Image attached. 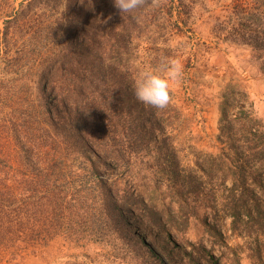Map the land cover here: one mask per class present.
<instances>
[{"label": "rangeland", "instance_id": "1", "mask_svg": "<svg viewBox=\"0 0 264 264\" xmlns=\"http://www.w3.org/2000/svg\"><path fill=\"white\" fill-rule=\"evenodd\" d=\"M247 1L257 4L255 0H183L180 16L178 0H143L125 13L114 0H0V148L13 169L24 167L27 173L19 179L33 184L37 196L44 195L34 181L42 179L37 173L48 162L55 163L52 181L67 201L64 209L56 210L62 216L55 220L58 234L14 251L0 248V264H204L203 259L210 257L219 264H264V245L262 254L253 250L251 238L232 232L231 219L220 224L228 246L208 236V211L203 208L184 231L167 224L171 200L163 193L167 182L156 173L164 168L160 160L150 162L149 174L137 168L136 178L118 179L110 193L101 190L90 176L91 161L108 183L111 178L89 150L98 146V134L94 136V127L87 129L88 121L85 130H78L75 96L68 92L72 86L60 81L56 86L65 90L61 94L54 86L59 79L53 84L51 76V70L61 66L67 75L84 71L87 43L96 34L138 35L128 45L135 80L162 57L178 58L184 74L170 88V102L181 119L175 146L183 165L193 167V151L216 154L220 148L219 105L227 86L246 91L247 104L241 107L253 110L264 122V60L252 45L232 34L241 17L237 8ZM78 5L83 8L80 14ZM84 12L87 22L93 16L88 23L81 18ZM131 21L139 26L131 27ZM103 49L113 53V47L100 44L91 45L89 51ZM61 97L66 98L64 104ZM80 110L85 117L87 111ZM141 175L143 179L136 180ZM9 186L17 185L12 180ZM25 190L24 196H33ZM132 196L135 199L129 202ZM29 215L34 223L40 221L34 206ZM74 215L78 221L70 220ZM64 221L72 226H62ZM260 241L263 244L264 237Z\"/></svg>", "mask_w": 264, "mask_h": 264}, {"label": "trees", "instance_id": "2", "mask_svg": "<svg viewBox=\"0 0 264 264\" xmlns=\"http://www.w3.org/2000/svg\"><path fill=\"white\" fill-rule=\"evenodd\" d=\"M178 1L181 16L183 11L180 6L184 5L183 0ZM255 1L256 5H250L247 1V5L237 8L241 17L237 25L233 26L232 34L237 40L252 45L258 52L257 57L264 60V0ZM81 11L83 8L78 5L77 12L80 14ZM173 15L172 12L171 16ZM92 17L91 14L90 20ZM81 18L87 22L85 12L81 14ZM132 22H129L131 27L134 23L139 26L136 21ZM97 35H91V42L87 43V53L84 55L87 64L84 71L67 75L63 66L56 67L54 72L51 70L53 84L55 79H59L54 86L61 94L65 90L56 86L60 81L61 84L63 82L62 85L68 83L72 86L68 92L75 96L74 113L77 121H81L78 130L86 129L84 121H88L87 129L95 128L94 136L98 134L96 139L99 144L89 150L97 156V162L103 166L111 183L99 175V170L92 161L90 176L97 179L101 190L110 193L117 187L118 179L127 180L128 175L136 178L138 169L149 174V170L153 169L150 162L160 160L164 168L156 173L167 182V191L164 190L163 193L171 200L167 205V224L174 230L184 231L191 218L198 217V210L203 208L208 211L205 222L209 237L228 246L220 224L224 218L231 219L232 232L251 238L255 243L252 249L262 254L264 243H261L260 238L264 237V122L253 110L241 107L247 104L246 91L231 85L226 87L219 105L221 116L217 140L220 148L216 154L193 151L194 166L186 167L175 146L178 139L175 130L181 120L178 108L171 102L163 109L145 105L134 94L135 64L129 47L139 38L138 35L127 32ZM111 40L114 42L111 43ZM93 44H98V47L99 44L101 47H113V53L110 54L105 49L90 52ZM105 59L109 62L108 65L105 64ZM61 98L64 104L66 98ZM250 103L253 109V103ZM80 109L87 111L85 117L80 116ZM235 110L236 114L233 113ZM3 151L4 148H0V248L14 251L20 246L37 244L58 234L55 223L62 216L56 210L64 209L67 201L62 189L57 187V182L52 181V174L56 172L55 163L48 162L37 173L41 174L42 179L34 181L44 191V195L37 196V188L33 184L28 186L19 179L27 173L24 167L21 165L22 167L13 169L3 157ZM131 177L129 179L132 180ZM142 179L141 175L136 180ZM12 180L19 193L15 191L16 187L10 188ZM26 188H32L28 192L33 196L22 194V191L27 193ZM134 199V196L130 197L129 202ZM31 206H34L35 217L40 220L37 223L29 215ZM70 218L71 221H78L76 215ZM64 222L62 226H72L71 223ZM203 261L204 264H219L215 257H210V261L207 258Z\"/></svg>", "mask_w": 264, "mask_h": 264}, {"label": "clouds", "instance_id": "3", "mask_svg": "<svg viewBox=\"0 0 264 264\" xmlns=\"http://www.w3.org/2000/svg\"><path fill=\"white\" fill-rule=\"evenodd\" d=\"M142 2L143 0H114L121 13L132 12ZM183 74V65L178 58L162 57L152 70L139 74L134 82V94L145 105L163 109L170 103L172 83H179Z\"/></svg>", "mask_w": 264, "mask_h": 264}]
</instances>
